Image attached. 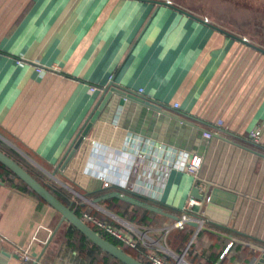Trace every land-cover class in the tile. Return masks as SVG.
<instances>
[{
    "label": "crops",
    "instance_id": "crops-1",
    "mask_svg": "<svg viewBox=\"0 0 264 264\" xmlns=\"http://www.w3.org/2000/svg\"><path fill=\"white\" fill-rule=\"evenodd\" d=\"M111 83L156 107L105 92ZM254 128L264 138V53L257 49L140 0H0V140L67 194L71 210L95 212L131 238L135 256L255 263L252 247L189 224L173 227L193 194L202 196L192 209L199 218L219 189L233 196L227 224L206 218L203 226L264 248V146L248 139ZM152 143L201 155L198 177L173 168L158 176L151 157L134 153ZM112 193L168 215L114 203L121 199ZM59 218L0 181V235L9 241L0 245V264H34L13 255L14 246L47 264H113L69 236L68 222L54 232Z\"/></svg>",
    "mask_w": 264,
    "mask_h": 264
},
{
    "label": "water",
    "instance_id": "water-1",
    "mask_svg": "<svg viewBox=\"0 0 264 264\" xmlns=\"http://www.w3.org/2000/svg\"><path fill=\"white\" fill-rule=\"evenodd\" d=\"M144 2H150L156 5H165L183 15H186L196 21H199L211 29L218 30L222 32L223 34L236 39L238 41H241L242 43L257 49L258 51L264 53V48L257 46L247 40H245L243 37L239 35H235L227 30L222 29L221 27L207 21L206 19L199 17L193 13H190L189 11L174 5L168 1L165 0H140ZM113 91L118 93L119 95L125 97V98H133L136 99L142 103H144L147 106L151 107H156V103L153 104L149 100L143 98L142 96H139L135 93H131L127 90H124L115 84H110L107 88H105V92L107 91ZM94 118V117H93ZM92 119V118H91ZM213 135H217L215 133H211ZM85 135V131L81 133L79 136L78 140L75 142V145L82 140L83 136ZM73 151H71L67 157L57 166V169L62 170L66 166L67 162L69 161L71 154ZM0 163H2L6 168H8L13 174H15L18 179H20L23 183H25L32 191H34L41 199H43L52 209H54L59 215V221L57 223L56 228L54 229V232L58 229V227L63 223V222H68L72 226H74L81 234H83L89 241H91L94 245L99 247L101 250L105 251L106 253L110 254L114 258L118 259L124 264H144L125 252L123 249L119 248L109 240L105 239L102 237L98 232L93 230L89 225H87L79 216H77L70 208V206H67L63 204L59 199L55 197L47 188H45L40 182H38L33 176H31L23 167H21L16 161H14L12 158H10L8 155L0 151ZM195 198L201 199L202 196L199 194H193ZM110 197H115L118 199H121L123 201H126L131 204H137L142 207H146L150 209L151 211H154L156 213L168 215L167 213L156 209L154 207L144 205L142 203H139L127 196L120 195L118 193H112ZM233 199V196L221 191L219 189H214L212 190L211 194L209 195L207 199V203L205 205V210L202 215H199V219H206L208 218L211 221H214L216 223L226 225L227 220L226 216L229 214V209L231 207V202ZM174 219H178L177 217H174ZM189 225L195 227L196 229L199 230H204V231H210L214 234H218L221 237H224L232 242L235 243H240L244 246L247 247H252L254 248L258 254L254 257V264H264V248H260L254 245H251L247 242H244L242 240L236 239L232 236L224 235L222 233L213 231L208 229L207 227L203 226V224L200 225V223L197 222H189Z\"/></svg>",
    "mask_w": 264,
    "mask_h": 264
},
{
    "label": "built area",
    "instance_id": "built-area-1",
    "mask_svg": "<svg viewBox=\"0 0 264 264\" xmlns=\"http://www.w3.org/2000/svg\"><path fill=\"white\" fill-rule=\"evenodd\" d=\"M91 89H95L92 87ZM203 136L205 138H210L212 136L211 132H204ZM248 139L257 145L264 146V138L262 137V133L260 129L254 128L249 131ZM148 149L142 147H135L134 153L136 155V159L138 160H145L151 157L154 161L152 163V167L156 171L158 176H162L165 171L169 169H177L179 171H183L186 173L192 174L195 178H197V173L202 163V157L199 154H191L182 150L171 151V150H164L163 148L154 145L153 143L148 145ZM158 150V151H157ZM164 153V155H163ZM138 163V162H137ZM164 163V165H163ZM136 165V164H135ZM103 186H107L108 182L103 180ZM121 195V194H120ZM203 202L195 197H190L185 205L181 208L180 216L176 221L173 223V227L182 229L186 224L189 222H197L200 225L203 223L204 220L199 219L195 216V213L192 211L193 207L201 206ZM81 219L90 224H92L97 229L101 230L102 232L112 236L116 240H119L124 245L135 249L136 243L129 238L128 236L121 233L119 230L115 229L108 225L104 220L97 218L96 216L90 214L87 211L81 212ZM84 221V222H85ZM9 242L7 237L0 235V245ZM12 253L15 255L20 261H31L34 264H47L39 262V260H34L27 249L22 247L14 246L12 248ZM145 260L149 264H170L166 259L160 256L155 251H149L145 254Z\"/></svg>",
    "mask_w": 264,
    "mask_h": 264
},
{
    "label": "rangeland",
    "instance_id": "rangeland-1",
    "mask_svg": "<svg viewBox=\"0 0 264 264\" xmlns=\"http://www.w3.org/2000/svg\"><path fill=\"white\" fill-rule=\"evenodd\" d=\"M165 1L203 15L231 32L264 43V0Z\"/></svg>",
    "mask_w": 264,
    "mask_h": 264
},
{
    "label": "trees",
    "instance_id": "trees-1",
    "mask_svg": "<svg viewBox=\"0 0 264 264\" xmlns=\"http://www.w3.org/2000/svg\"><path fill=\"white\" fill-rule=\"evenodd\" d=\"M0 151H2L3 153H5L6 155H8L10 158H12L14 161H16L21 167H23L31 176H33L38 182H40L45 188H47L53 195H55V197L57 199H59L63 204L70 206L69 204V197L67 194H65L61 189L55 188L53 186L48 185L44 180H43V176L40 173V171L35 168L32 164H30V162H28L24 157H22L19 153H17L14 149H12L11 147H9L7 144H5L4 142H2L0 140ZM0 181L6 184H9L15 188H18L22 191H25L29 194H31L32 196L36 197L42 204H46L48 205L43 199H41L34 191H32L25 183H23L20 179H18V177L13 174L8 168H6L2 163H0ZM114 203H124L125 201L122 202V200H116L113 199L112 200ZM77 216H79L80 218L82 217L81 212H79V210L74 209L72 210ZM90 214L96 216L97 218L104 220L100 217L99 214H95V212L92 211H87ZM99 215V216H98ZM85 221V220H84ZM105 221V220H104ZM85 223L87 225H89L93 230H95L96 228L85 221ZM68 231H69V236L73 235L76 236L81 242H86L88 244V246H90L91 248H93L94 250H97V252L102 253L106 258H109L113 261V264H124L121 261H119L118 259L114 258L113 256H111L110 254L106 253L105 251L101 250L99 247H97L96 245H94L91 241H89L83 234H81L74 226H72L71 224H69L68 226ZM96 231V230H95ZM97 232V231H96ZM102 237H104L105 239L109 240L110 242H112L113 244H115L116 246H118L119 248L123 249L125 252H127L128 254H130L131 256H133L134 258H136L137 256H135L134 253H132L131 250H136L133 248H130L126 245L123 244H118L117 241L112 238L110 235L104 233V232H98ZM78 240V241H79ZM137 260H139L140 262L144 263V264H149L146 260L141 259L139 256L136 258Z\"/></svg>",
    "mask_w": 264,
    "mask_h": 264
}]
</instances>
